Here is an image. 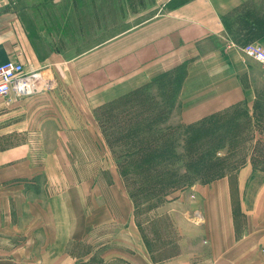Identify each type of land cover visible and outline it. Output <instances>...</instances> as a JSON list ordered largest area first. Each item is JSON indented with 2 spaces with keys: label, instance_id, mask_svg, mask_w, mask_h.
Here are the masks:
<instances>
[{
  "label": "crops",
  "instance_id": "crops-1",
  "mask_svg": "<svg viewBox=\"0 0 264 264\" xmlns=\"http://www.w3.org/2000/svg\"><path fill=\"white\" fill-rule=\"evenodd\" d=\"M115 43L134 80L120 93L187 61L179 120L194 123L243 100L260 68L241 47L264 44V0H0V64L53 83L0 99V264H264V181L249 195L239 175L235 212L227 178L194 187L204 222L181 231L191 248L155 261L117 168H102L106 183L73 168L74 141L104 144L93 108L111 98Z\"/></svg>",
  "mask_w": 264,
  "mask_h": 264
},
{
  "label": "rangeland",
  "instance_id": "rangeland-1",
  "mask_svg": "<svg viewBox=\"0 0 264 264\" xmlns=\"http://www.w3.org/2000/svg\"><path fill=\"white\" fill-rule=\"evenodd\" d=\"M143 3L146 2L143 1ZM117 20L116 18L115 21H111L112 25H118ZM135 22L137 20L127 21L126 24L111 29V32H120ZM97 40L99 39H95V42ZM113 47V56H111L110 62L111 71L115 74L110 79L111 98L105 104L93 108V115L99 130L102 132L104 144L100 146L97 143L92 144L89 140L78 139L74 141L76 143L73 142L76 154L70 157V161L73 168L78 170L81 176L85 169L84 165L87 164L88 169L91 167L95 170L97 179L103 180L105 183L107 180L111 181L112 178L111 173L102 168L106 166L117 168L123 189L128 197L130 198L129 189H134L135 194L139 197L137 203L133 202L131 198L130 200L133 203L134 221L143 243L153 260H164L180 253L182 245L185 250L191 248L189 247V240L182 241L181 231L190 234L194 228L200 227L204 222V218L202 222H198L196 219L199 212L196 209L194 187L210 184L220 175H225L223 178H227L231 184L235 199L233 203L235 212L239 211L236 201L239 198V190L237 189L239 175L245 173L251 182L255 181L249 185V195H253L256 186L264 181V67L254 62L260 69H255L253 73L250 72V81L241 83L243 88L242 101L205 116L194 123L183 124L179 120L181 108L179 96L187 73V61L174 65L143 85L120 93L119 91L123 87H128L134 80L133 76L125 77L120 72L118 73L120 63L118 56L121 55L119 51L123 50L124 46L115 43ZM145 89L146 94L143 96L144 98L142 97L137 101L138 103L141 105L148 104L150 108L156 104L167 105L170 107V112L158 130L154 124L152 127L142 126L134 131L133 134L139 135L140 142L137 144L136 151L141 150V157L133 161L131 159L126 160L123 165L127 172L139 171V174L125 182L119 172L115 158L131 147L124 141L114 140V137H123V135L130 137L133 134H130L131 131L129 132L128 129H117L114 125L117 119L125 114L126 109L130 108L125 98L135 91L143 92L142 90ZM240 95L242 96V93ZM127 112L132 111L128 110ZM149 112L150 110H141L138 113L148 118L150 116L145 115ZM101 122H104L105 126H102ZM163 133L167 134V138L178 139L176 143L172 144V148L168 144L164 147V150L168 151L166 155H170L173 151L181 156L175 161L165 157L162 163L158 160L148 162L143 157L146 155L144 149L147 143L144 140L150 135ZM86 144L90 153L88 156L82 153V146ZM196 155H200L199 159ZM150 166L179 170L181 174L187 170L197 171L201 173V176H188L191 182L189 187L172 191L163 198V201L158 202L156 198H152L154 195L146 198L137 192L139 188L145 185V171ZM113 230L115 231L116 228L113 227ZM186 237L188 236H185L184 239Z\"/></svg>",
  "mask_w": 264,
  "mask_h": 264
},
{
  "label": "trees",
  "instance_id": "trees-1",
  "mask_svg": "<svg viewBox=\"0 0 264 264\" xmlns=\"http://www.w3.org/2000/svg\"><path fill=\"white\" fill-rule=\"evenodd\" d=\"M147 89V88H146ZM146 89L142 90L143 92L135 91L132 95L126 97L125 99L128 101V105H130V108L126 109L125 114H123L119 119H117L116 124L114 127L117 129H123L125 128L129 130L130 134L135 133L134 131L140 129L142 126H148L152 127V125L156 124V130H158V127L164 123L166 116L169 115L170 107L157 105L153 106V108H150L148 104H140L137 101L145 96ZM167 97V96H166ZM173 97V96H172ZM144 98V97H143ZM146 99V98H145ZM140 104V105H139ZM128 110L132 112H127ZM141 110H150L149 113H147L145 116L150 117H144L143 114L138 113ZM143 115V117H142ZM102 126L104 125V122H101ZM167 134H153L148 136L146 140H144L146 143V148L144 149L146 151V155L143 157L146 158V160L152 161V160H158V162L162 163L165 157L169 160H176L181 155L175 154L173 151L170 155H166L167 152L164 150V147L168 144L171 148L173 147V143H176L178 139L176 138H167ZM128 136V135H127ZM123 135V137H114V140L122 142L124 141L125 144L131 147L129 150H125V152H122L121 154H118L116 156V162L117 166L119 168V172L121 176L123 177V180L125 182L130 181L134 175L139 174V171H132L127 172L124 168L123 163L126 160H136L141 157V150L136 151L137 144H139L140 139L139 135H130V137ZM167 138V139H166ZM142 141V142H144ZM151 150H147V149ZM199 159L200 155H196ZM199 161V160H198ZM155 168V169H154ZM187 174V175H185ZM193 177L197 176L200 177L201 173L197 171H190L187 170L183 174L180 173L179 170L175 169H167L165 167L156 166V167H148V169L145 171V185L137 190V192L140 195H144L146 198H148L151 195L152 198H156L158 202L163 201V198H165L170 192L175 190H182L186 187H189L191 185V182L189 181L188 176ZM225 175H220L215 180L223 178ZM127 187L129 185L127 184ZM129 196L131 199H133V202H138V195L135 194L134 189H129Z\"/></svg>",
  "mask_w": 264,
  "mask_h": 264
},
{
  "label": "built area",
  "instance_id": "built-area-1",
  "mask_svg": "<svg viewBox=\"0 0 264 264\" xmlns=\"http://www.w3.org/2000/svg\"><path fill=\"white\" fill-rule=\"evenodd\" d=\"M242 53L264 67V44L247 43L241 47ZM53 85L47 82L39 72H27L20 62L7 61L0 64V99H7L12 93L19 97L28 96ZM197 221L203 217L197 215Z\"/></svg>",
  "mask_w": 264,
  "mask_h": 264
}]
</instances>
